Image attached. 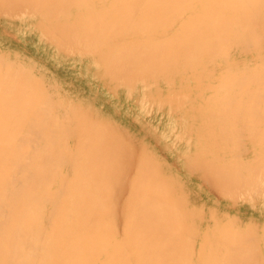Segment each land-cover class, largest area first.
Returning <instances> with one entry per match:
<instances>
[{"label":"bare ground","instance_id":"1","mask_svg":"<svg viewBox=\"0 0 264 264\" xmlns=\"http://www.w3.org/2000/svg\"><path fill=\"white\" fill-rule=\"evenodd\" d=\"M0 264H264V0H0Z\"/></svg>","mask_w":264,"mask_h":264}]
</instances>
